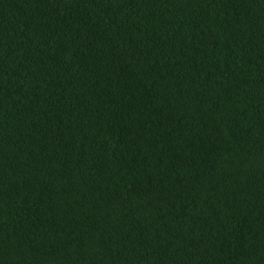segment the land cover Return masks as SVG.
I'll use <instances>...</instances> for the list:
<instances>
[{
    "label": "trees",
    "instance_id": "1",
    "mask_svg": "<svg viewBox=\"0 0 264 264\" xmlns=\"http://www.w3.org/2000/svg\"><path fill=\"white\" fill-rule=\"evenodd\" d=\"M0 264H264V0H0Z\"/></svg>",
    "mask_w": 264,
    "mask_h": 264
}]
</instances>
